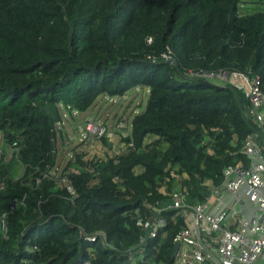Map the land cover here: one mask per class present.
<instances>
[{"label": "trees", "instance_id": "16d2710c", "mask_svg": "<svg viewBox=\"0 0 264 264\" xmlns=\"http://www.w3.org/2000/svg\"><path fill=\"white\" fill-rule=\"evenodd\" d=\"M189 71L259 77L264 93V0H0V133L21 147L18 160H0L8 235L0 232V264H174V238L186 226L176 211L163 214L166 226L143 255L127 256L143 233V201L167 203L160 188L174 172L186 176L188 201L203 204L206 181L219 187L228 167H251L250 136L264 156V126L245 93ZM139 88L148 100L125 151L68 162L62 174L80 170L68 175L75 198L44 178L66 133L60 139L42 108L73 118Z\"/></svg>", "mask_w": 264, "mask_h": 264}, {"label": "built area", "instance_id": "2783aa9c", "mask_svg": "<svg viewBox=\"0 0 264 264\" xmlns=\"http://www.w3.org/2000/svg\"><path fill=\"white\" fill-rule=\"evenodd\" d=\"M151 42L152 38H148L147 43L151 44ZM163 58L167 61L171 60L168 54H164ZM188 75L218 79L243 91L251 104L249 113L256 122L264 126V93L261 90L259 77L250 78L245 74L227 71L216 74H197L189 71ZM63 117L66 118V114ZM84 129L85 133L79 139V142L83 144L91 138L101 140L106 135V128L99 124L86 123ZM20 152L21 147L18 141L9 142L0 133V160L4 162L18 160ZM121 153L122 151L115 155ZM82 154V152L74 153L67 162L75 163L76 155ZM245 154L252 160L251 167L246 169L242 164L228 167L223 172L224 182L219 187L206 181L203 187L209 189V196L203 204H191L188 201L189 192L186 187L182 186V181L186 180L185 175L172 172L170 177H166L161 184L160 192L169 199L168 202L144 200L142 206L145 213L142 215L136 211V219L143 233L138 245L127 251L129 260L134 263L140 255H143L148 241L159 237L160 232L166 226L163 214L176 211L184 219L186 226L174 238V244H179L173 258L174 264H258L259 262L264 264V156L262 147L252 136L247 139ZM107 157H91L86 162H102ZM66 165L61 169V165L57 164L52 173L44 175V178L54 180L59 188H66L75 198V190L68 175H79L80 170L70 166L66 173L62 174ZM22 168L24 171L26 166ZM86 170L93 172L91 167H86ZM172 179L175 185L172 191H168ZM242 190H245V196L257 209L253 217L247 219L238 214L235 216L230 211L219 213L213 211L224 194H237ZM15 206L14 203L12 207ZM0 232L5 239H8L6 215L0 219ZM86 239L90 242L95 240L94 237Z\"/></svg>", "mask_w": 264, "mask_h": 264}, {"label": "rangeland", "instance_id": "374dc122", "mask_svg": "<svg viewBox=\"0 0 264 264\" xmlns=\"http://www.w3.org/2000/svg\"><path fill=\"white\" fill-rule=\"evenodd\" d=\"M215 84H223L218 79L211 80ZM148 100V92L144 89H133L128 92L125 98H100L97 104L88 112L79 114L77 117L66 115L65 130L62 125L57 127L66 133V142H57L58 163L61 169L64 168L67 161L74 153H83L82 161L86 162L91 157L113 156L123 151L125 146L123 138L130 133V122L135 113L143 112ZM64 112L65 108H61ZM90 122L99 124L106 128V138L112 144L109 149L103 139L96 140L91 138L86 144L79 142L82 134L85 133V124ZM141 173V170L137 171Z\"/></svg>", "mask_w": 264, "mask_h": 264}, {"label": "crops", "instance_id": "0c3cea01", "mask_svg": "<svg viewBox=\"0 0 264 264\" xmlns=\"http://www.w3.org/2000/svg\"><path fill=\"white\" fill-rule=\"evenodd\" d=\"M213 211L215 213L230 211L235 216L238 214L240 217L250 219L256 214L257 209L245 196V190H242L237 194H224ZM258 264H262V262Z\"/></svg>", "mask_w": 264, "mask_h": 264}, {"label": "water", "instance_id": "95a60500", "mask_svg": "<svg viewBox=\"0 0 264 264\" xmlns=\"http://www.w3.org/2000/svg\"><path fill=\"white\" fill-rule=\"evenodd\" d=\"M42 111L44 113H46L56 124H58L60 122V116H59L58 108L56 106L48 105V106L42 108ZM59 134H60V137L63 138V131L61 129L59 130ZM178 248H179V244L175 243L174 249L172 252V258L175 257Z\"/></svg>", "mask_w": 264, "mask_h": 264}, {"label": "clouds", "instance_id": "9594fccd", "mask_svg": "<svg viewBox=\"0 0 264 264\" xmlns=\"http://www.w3.org/2000/svg\"><path fill=\"white\" fill-rule=\"evenodd\" d=\"M212 80V79H211ZM220 81V80H219ZM222 82V81H221ZM223 83V82H222ZM58 112H59V116H60V122L58 123V124H60V125H64L65 126V123H66V121H67V119L66 118H64L63 116H64V114H66V115H69V113H68V111L65 109V111L64 112H62L61 110H59L58 109ZM80 113H78V112H74L73 113V115H75L76 117L79 115ZM86 123H90V122H86ZM57 124V125H58ZM60 130V129H59ZM62 130V129H61ZM63 131V130H62ZM106 136V135H105ZM104 137V136H103ZM63 138H64V136H63ZM63 138H61L60 137V139H63ZM66 141H68V140H64V142H66ZM58 150V149H57ZM68 163V162H67Z\"/></svg>", "mask_w": 264, "mask_h": 264}]
</instances>
